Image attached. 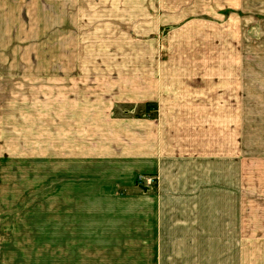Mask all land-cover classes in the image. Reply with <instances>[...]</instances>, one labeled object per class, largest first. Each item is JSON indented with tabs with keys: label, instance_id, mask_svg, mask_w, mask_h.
<instances>
[{
	"label": "crops",
	"instance_id": "obj_1",
	"mask_svg": "<svg viewBox=\"0 0 264 264\" xmlns=\"http://www.w3.org/2000/svg\"><path fill=\"white\" fill-rule=\"evenodd\" d=\"M129 1L50 3L67 25L69 34L61 41L77 44L73 64L50 67L45 154L62 160L57 169L67 171L69 182L94 183L115 205L145 203L130 210V222L99 226L84 241L98 240V249L109 251L114 258L105 264H264V223L255 227L251 221L264 219V48L252 52L244 41L236 51L227 39L220 49L211 35L210 51L195 56L209 64H179L181 55L170 50L161 59L156 43H165L178 13L162 0ZM92 9L98 10L94 17ZM140 19L153 25L146 33L151 49L139 55L146 64H122L116 51L109 64H76L92 20L105 38L112 34L117 40L119 34H139ZM66 46L69 57L71 45ZM124 103L146 105L145 111L115 114ZM35 154L43 156V149ZM139 173L156 175L155 193L137 187ZM254 196L259 210L251 209ZM8 234L2 230L0 238Z\"/></svg>",
	"mask_w": 264,
	"mask_h": 264
},
{
	"label": "rangeland",
	"instance_id": "obj_2",
	"mask_svg": "<svg viewBox=\"0 0 264 264\" xmlns=\"http://www.w3.org/2000/svg\"><path fill=\"white\" fill-rule=\"evenodd\" d=\"M76 1H115L123 5L130 2ZM162 1L173 5L168 11L177 12L174 18L179 20L165 43H156L155 49L161 59L163 52L170 50L181 55L179 64L193 65L195 60L197 65L209 64V59L201 62L195 56L200 51H210L211 35L213 40L218 39L220 49H226L227 39L233 41L236 51L242 49L244 41L245 48L249 44L252 52L264 48V0ZM50 3L51 0H0V231L9 232L5 239L0 238V263H110L114 257H108L109 251L98 249V240L84 241V237H89L86 234L99 226L130 222V210L145 208V203L115 205L114 200L108 201L109 198H102L97 193L96 184L83 187L69 182L67 171L57 169L62 160L45 154L51 133L50 67L67 61L73 64L72 55L75 54L72 49L77 44L72 39L61 41L69 34L67 25H61V15L54 10L56 5ZM58 5H67V0H58ZM137 5L150 4L138 0ZM175 5L180 10L174 11ZM88 12L94 17L98 10ZM53 20L58 21L59 26L54 27L56 21ZM216 21L219 24L215 26ZM97 22L92 20L90 32L82 33L84 53L75 58L76 64H109L114 58L108 56L114 55L115 51L118 52L115 60L122 64L135 60L137 64L147 63V59L139 55H145L151 49L152 42L146 40L147 29L153 28L151 21L140 19L139 34H119L117 40L112 34L105 38L104 29ZM110 25L111 28L114 26ZM167 28L170 26H163L160 33H165ZM67 44L71 45L69 57L63 52ZM136 51L139 58L131 59V54L138 57ZM145 106L124 103L117 105L114 113L127 115L132 112L138 116L143 114ZM37 142L41 148L37 147ZM40 149H43V156L35 154ZM139 180L149 182L142 184L155 193L156 175H136L135 184L141 189ZM254 197L251 209L259 210L258 197ZM251 221L255 227L264 223L258 216L252 217Z\"/></svg>",
	"mask_w": 264,
	"mask_h": 264
},
{
	"label": "built area",
	"instance_id": "obj_3",
	"mask_svg": "<svg viewBox=\"0 0 264 264\" xmlns=\"http://www.w3.org/2000/svg\"><path fill=\"white\" fill-rule=\"evenodd\" d=\"M143 182H146V181L143 180ZM143 182H142L141 180H139V184H141L142 186H144V185H143V184H144ZM142 183H143V184H142ZM146 183L149 184V182H146Z\"/></svg>",
	"mask_w": 264,
	"mask_h": 264
}]
</instances>
